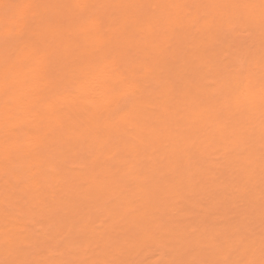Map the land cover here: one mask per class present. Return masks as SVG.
I'll list each match as a JSON object with an SVG mask.
<instances>
[{
  "label": "bare ground",
  "instance_id": "obj_1",
  "mask_svg": "<svg viewBox=\"0 0 264 264\" xmlns=\"http://www.w3.org/2000/svg\"><path fill=\"white\" fill-rule=\"evenodd\" d=\"M80 2L200 7L161 8L156 18L142 20L116 45L120 72L113 73L110 65H93V76L75 94L56 89L60 108L48 111L41 94L51 93L54 83L67 86L71 69L89 62L94 51L87 33L74 35L79 32L77 14L64 7ZM245 2L259 0H0V80L6 59L4 4L49 5L40 12L65 21L54 30L41 29L42 42L56 55L22 70L20 80L32 79L33 90L21 88L10 98L20 111L10 141L25 148L11 166L15 173L3 164L5 99L0 94V259L6 255L3 236L8 230L36 260L76 261L122 252L120 258L136 264H164L185 255L170 238L172 232L228 226L226 217L201 214L197 208L166 216L167 228L161 231L151 220L153 208L143 186L156 187L166 177L185 189L199 190L215 177L213 186L223 191L220 182L230 181L242 163L227 155L217 121L201 108L215 94L213 80L224 71L229 54L227 44L201 17L223 11L210 6ZM132 11L96 7L90 13L109 18ZM188 14L191 19L181 27L165 23L170 15ZM255 44L258 50V35ZM134 74L145 78L136 105L125 103L123 92L114 91ZM37 143L38 152L28 154ZM191 143L203 153L202 159L186 150ZM256 149L258 157V136Z\"/></svg>",
  "mask_w": 264,
  "mask_h": 264
},
{
  "label": "snow or ice",
  "instance_id": "obj_2",
  "mask_svg": "<svg viewBox=\"0 0 264 264\" xmlns=\"http://www.w3.org/2000/svg\"><path fill=\"white\" fill-rule=\"evenodd\" d=\"M51 6L42 4H4V44L5 66L0 80V94L5 99L3 129L5 147L3 164L6 171L15 173L11 167L25 148L10 141L14 122L20 117L19 107L10 102L21 88L33 90L32 79L20 80L22 70L34 69L50 62L56 55L54 49L42 42L43 27L55 29L65 21L45 16L40 10ZM76 12L74 22L80 33H87L94 48L89 62H80L71 69L67 86L62 82L53 84L51 93L41 94L43 106L48 111H58L61 97L56 89L75 94L80 85L93 76V65H110L113 73L122 70L116 45L129 33L134 32L139 23L158 16L161 8L195 9L199 5H145L114 4L97 6L80 2L66 5ZM96 7H110L134 10L109 18L90 13ZM223 11L219 15L201 17V22L213 30L217 38L227 44L229 54L223 63V72L214 78L217 86L215 94L201 108L217 121L220 134L228 144L227 155L242 162L234 169L230 181H221L223 191L212 183L199 190H188L164 177L159 185L143 186V196L153 208L151 220L161 231L167 228L166 216L201 209V214L227 218L224 229L201 231L194 228L190 232H172L170 238L184 250L183 258L173 259L164 264H264V0L259 3L245 2L214 5ZM190 14L169 16L165 23L181 27L190 20ZM259 37V48L256 38ZM47 76V74H45ZM145 88V78L141 75L125 77L116 92H123L124 102L136 105L140 102ZM35 110V106H34ZM179 116L180 113H177ZM257 136L259 143L257 157ZM40 145H30L28 154L38 152ZM186 150L198 160L203 158L194 143L187 144ZM257 169L259 173L256 182ZM258 191V195H257ZM228 197L225 199V197ZM192 203V208L187 207ZM5 258L0 264H136L135 261L120 258L122 252H113L110 257L82 259L76 261L36 260L29 257L28 249L17 244L16 236L6 230L3 236Z\"/></svg>",
  "mask_w": 264,
  "mask_h": 264
}]
</instances>
